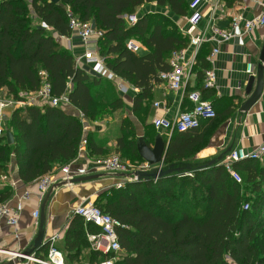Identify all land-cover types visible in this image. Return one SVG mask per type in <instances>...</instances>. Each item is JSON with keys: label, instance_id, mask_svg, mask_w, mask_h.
<instances>
[{"label": "trees", "instance_id": "1", "mask_svg": "<svg viewBox=\"0 0 264 264\" xmlns=\"http://www.w3.org/2000/svg\"><path fill=\"white\" fill-rule=\"evenodd\" d=\"M150 4L169 7L178 16L187 14L184 0H0V93L7 90L8 98L25 102L26 96L47 83L52 96L64 100L57 107L38 102L16 109L2 128L0 204L8 203L13 194L4 185L13 160L24 183H37L56 166L63 168L77 159L83 121L94 122L123 109L114 81L96 75L86 63L77 65L61 41L72 36L69 12L102 33L96 46L108 70L150 100L160 75L170 70L173 52L190 46L169 16L141 13ZM132 17L137 19L135 24L129 21ZM132 39L146 51L129 50ZM200 64L206 72V60ZM204 89L211 90L205 85ZM68 105L77 112H69ZM218 119L217 113L216 118L202 122ZM8 130L14 135L13 145L7 143ZM128 131L119 146L124 149L121 152L138 159L130 163L138 167L144 163L139 140L131 128ZM155 131L143 137L149 147L159 135ZM162 139L167 148L163 169L189 166L190 170L158 180L127 182L95 200L122 226L117 229L121 251L115 264H264V158L235 163L241 177L238 183L221 163L194 166L206 145L202 134L174 131ZM246 204L249 209H244ZM97 231L74 217L65 235L67 264L81 260L95 264L114 256L91 248L88 235Z\"/></svg>", "mask_w": 264, "mask_h": 264}, {"label": "crops", "instance_id": "2", "mask_svg": "<svg viewBox=\"0 0 264 264\" xmlns=\"http://www.w3.org/2000/svg\"><path fill=\"white\" fill-rule=\"evenodd\" d=\"M192 1L184 0L187 6L186 15L178 16L172 13L169 7L160 9L155 4L146 5L140 9L144 14L164 13L173 20L181 35L190 40L187 52L188 58L193 61V67L185 75L181 91L173 92L165 82L161 81L154 86L150 100H144L142 92L129 83L119 79L110 80L114 81L112 82L114 90L123 101V109L94 122L83 121V140L77 159L68 164L73 180L88 176H96V179L62 185L55 188L49 195L50 189L42 198L38 194L36 183H24L20 178L15 160L11 162L9 175L5 178L4 185L13 191L8 204L18 212L19 223L16 227L8 225L6 221L0 224V264L8 259V252L22 253L31 250L39 232L43 207L45 245L43 244V248L35 254L45 258L51 238L59 235L56 246L65 256V235L75 217L74 210L85 202L95 203L98 196L113 187L117 188L119 185L124 186L125 183L132 182L122 175L99 169L96 167V161L124 154L122 158L127 164L138 162V159H134L127 152V155L121 152L124 149L119 146L120 140H123L125 133L129 132L128 128L133 130L135 140L143 139L146 134L155 130L158 136L168 139L173 132L168 134V131L164 129L159 130L155 128L153 122L155 119L172 122L180 112L192 110L190 93L199 92L204 100L213 104L219 117L215 123L202 122L198 130H192V133L198 132L206 139V145L197 154L194 166H203L210 162L221 163V159L235 149H242L249 153L264 142V76L260 98L248 112L241 111L243 104L257 88L258 67L261 64L264 47V26H256L251 32H246L245 24L264 13L262 6L264 0H204L195 10L190 8ZM191 17L198 22L196 36H202L208 40L200 48L193 47L191 38L185 34ZM216 30L231 34V39L226 42L221 41ZM61 41L76 59L84 54L85 45L76 36L72 35ZM135 41L140 43L138 40ZM215 50H218L217 54H213ZM140 51L146 50L142 46ZM201 59H205L208 63L207 69H212L216 73L215 89H204L205 69L201 68ZM249 64L253 68L251 74L247 73ZM251 79L253 84L249 88ZM121 84L126 87V92L120 89ZM3 91L0 97L2 93L7 94V90ZM29 99L30 96H26L25 102H16L4 109L2 128H5L16 109L32 105L29 104ZM139 105L147 106L148 109L143 111ZM66 107L71 113L77 112L70 105ZM83 141H87L84 147H82ZM153 147L154 145L151 146ZM164 160L165 157L162 164ZM60 170L61 168L56 166L53 172H56L61 179ZM63 182L65 181L59 180L55 185ZM37 211H39L38 219L35 218ZM65 264H67L66 259ZM73 264H89V262L81 260Z\"/></svg>", "mask_w": 264, "mask_h": 264}, {"label": "built area", "instance_id": "3", "mask_svg": "<svg viewBox=\"0 0 264 264\" xmlns=\"http://www.w3.org/2000/svg\"><path fill=\"white\" fill-rule=\"evenodd\" d=\"M204 0H193L190 4V8L195 10L201 2ZM264 8V2L262 3ZM69 28L72 35L76 36L82 44L85 45V52L82 56L76 59L77 65L86 63V65L92 68L93 73L99 76H106L109 80L117 79V76L108 70L103 58L99 54L97 40L102 37V33L96 30L94 25L90 22H82L78 17L74 16L71 12L68 14ZM131 24L137 22L136 17L129 19ZM197 20L191 17L188 21V27L185 30L186 36L191 38V45L193 47L200 48L204 43H207L205 37L196 36L198 30ZM256 26H264V13L245 24L246 32H251ZM41 27L49 30V27L45 23H41ZM221 41H228L232 35L226 32H220ZM128 49L133 52H139L142 49V45L135 40L128 42ZM218 50H215L213 54H217ZM170 70L160 75L162 82H165L168 88L173 92H179L183 89V82L188 70L193 67V61L188 58V52L186 50L173 52L170 60ZM252 65L249 64L247 73L253 72ZM122 81V80H121ZM216 73L212 69H208L205 72L204 85L206 89L216 88ZM122 85V84H121ZM120 89L124 92L127 91L125 86H120ZM29 97V96H28ZM30 103L35 104L40 102L41 104H50L54 107L64 103L62 98H55L52 96L51 88L47 83H43L39 92L30 95ZM189 100L193 104V108L190 111L180 112L172 122H167L161 119H155L153 125L155 128L161 130L164 129L168 132H188L200 127L201 122L205 120H211L217 117V112L213 104L207 100H204L199 92H193L189 94ZM16 102L13 100H7L0 97V136L2 135V122L4 119V109L9 105H14ZM87 144V141H83L82 147ZM264 158V142L254 151L245 152L242 149H235L228 153L222 160L221 164L226 168L231 177L238 183L241 182L240 175L235 172L234 164L243 160L253 159L262 160ZM96 167L99 169L116 173V174H134L136 172H151L155 168L163 169V164L158 166H150L148 163H142L138 167L127 164L121 159L120 156L113 155L108 158L98 159L96 161ZM61 179L57 176L56 172H52L43 176L37 183L38 194L43 198L49 192V190L59 181L63 180L69 182L73 176L70 166L61 168ZM130 181H138L135 176L129 178ZM119 185L118 187H122ZM244 209H249L248 204L244 206ZM74 215L82 218L88 225H92L98 229L96 233L89 234L88 240L92 245V248L102 253L103 255H114L111 259L101 260L95 264H115L116 256L121 251V244L117 229L122 227L120 223L115 220L111 215L105 213L101 208L97 207L94 202L88 201L80 205L74 210ZM35 218H39V211L35 212ZM2 221H6L8 225L16 227L19 223V214L12 209L8 203L0 204V224ZM59 239V235H55L51 238L48 244V253L45 258L38 257L35 253L31 256H26L25 261L21 264H65V256L63 252L57 248L56 242ZM10 257L20 256L19 253H7Z\"/></svg>", "mask_w": 264, "mask_h": 264}, {"label": "water", "instance_id": "4", "mask_svg": "<svg viewBox=\"0 0 264 264\" xmlns=\"http://www.w3.org/2000/svg\"><path fill=\"white\" fill-rule=\"evenodd\" d=\"M55 3H58L59 0H52ZM261 64L259 65L258 69V77H257V88L255 90V92L251 95V97L243 104L241 111L242 112H248L250 110V108L257 102V100L260 98L261 93L263 91V76H264V47H263V51H262V55H261ZM253 84V80L251 79L250 83H249V88H251V85ZM248 88V89H249ZM249 95V94H248ZM6 137H7V143L9 145H13L15 140H14V135L13 133L8 130L6 132ZM166 144L164 143L163 139L161 138V136H157L154 147L151 148L149 147L143 139H139L138 141V151L140 156L142 157V159L144 160L145 163H148L150 166H158L160 164H162L163 162V158L166 155ZM223 160V159H221ZM216 164V162H210L207 165H203L200 166L201 168H207L210 167L212 165ZM191 167H186V168H177V169H159V168H155L153 169L151 172H136L133 175H125V174H119L127 177V178H132L133 176H135L137 178L138 181L144 180V179H154V180H158L166 175L172 174L174 172H181V171H185V170H190ZM96 176H88V177H84V178H80V179H75V180H70L69 182H63L62 184H58L55 185L51 188L49 195L51 192H53V190L55 188H58L62 185H66V184H72V183H80V182H86V181H91L96 179ZM44 207L42 208V217H41V221H40V227H39V232L34 240V243L32 244L31 250L29 251H24L22 253H19L20 256H14V257H10L9 259H7L4 263L2 264H21L25 261V257L26 256H31L33 255L36 251L40 250L41 248H43V244L44 243V235H45V231H44ZM18 253V252H17Z\"/></svg>", "mask_w": 264, "mask_h": 264}, {"label": "rangeland", "instance_id": "5", "mask_svg": "<svg viewBox=\"0 0 264 264\" xmlns=\"http://www.w3.org/2000/svg\"><path fill=\"white\" fill-rule=\"evenodd\" d=\"M2 92H4V91H2ZM1 97L6 98L7 100L10 99V98H8V95L6 93H2ZM91 248H92V245H91Z\"/></svg>", "mask_w": 264, "mask_h": 264}]
</instances>
